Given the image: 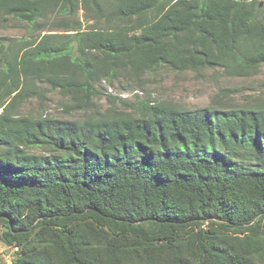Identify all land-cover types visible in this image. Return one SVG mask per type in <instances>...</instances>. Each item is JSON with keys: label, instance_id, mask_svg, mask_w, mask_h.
I'll return each instance as SVG.
<instances>
[{"label": "trees", "instance_id": "1", "mask_svg": "<svg viewBox=\"0 0 264 264\" xmlns=\"http://www.w3.org/2000/svg\"><path fill=\"white\" fill-rule=\"evenodd\" d=\"M80 4L105 25L39 33L48 12L71 17ZM0 16L37 32L0 36V241L12 264H264L263 101L94 103L98 83L162 66L256 72L264 5L0 0ZM48 90L83 119L21 111Z\"/></svg>", "mask_w": 264, "mask_h": 264}, {"label": "rangeland", "instance_id": "2", "mask_svg": "<svg viewBox=\"0 0 264 264\" xmlns=\"http://www.w3.org/2000/svg\"><path fill=\"white\" fill-rule=\"evenodd\" d=\"M264 5V0H258ZM80 8L75 16L64 17L57 8L42 17L40 23L41 34L56 32L59 34H71L64 29H72L80 23L82 28L96 23L104 26V20L95 21L94 16ZM33 29H29L25 23L8 17L0 16V36L6 38H29L36 35ZM50 89L48 85H42ZM100 94L94 97V103L101 113L110 108L112 104L116 108L132 111L136 102L149 100L152 102L166 101L186 109H199L205 107L230 108L251 106L264 102V65L256 72L237 76L227 74L222 69H206L201 72L192 70L176 71L162 66L144 75L128 76L118 75L111 81H102L97 84ZM66 99L58 90H48L43 103L37 100L24 103L23 113L35 114L44 111L54 117L68 120H82L83 111L66 112ZM35 152L41 153L39 149ZM15 252L11 247H6L0 241V264H12Z\"/></svg>", "mask_w": 264, "mask_h": 264}, {"label": "water", "instance_id": "3", "mask_svg": "<svg viewBox=\"0 0 264 264\" xmlns=\"http://www.w3.org/2000/svg\"><path fill=\"white\" fill-rule=\"evenodd\" d=\"M262 5V4H261Z\"/></svg>", "mask_w": 264, "mask_h": 264}]
</instances>
